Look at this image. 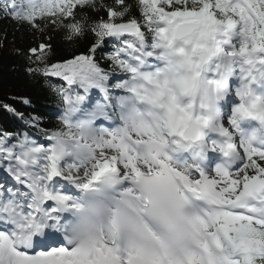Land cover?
<instances>
[{"label": "snow or ice", "instance_id": "6c2138e0", "mask_svg": "<svg viewBox=\"0 0 264 264\" xmlns=\"http://www.w3.org/2000/svg\"><path fill=\"white\" fill-rule=\"evenodd\" d=\"M137 5L0 0L41 37H94L27 50L66 82L57 128L3 106L42 139L0 133V264H264V0Z\"/></svg>", "mask_w": 264, "mask_h": 264}, {"label": "trees", "instance_id": "16d2710c", "mask_svg": "<svg viewBox=\"0 0 264 264\" xmlns=\"http://www.w3.org/2000/svg\"><path fill=\"white\" fill-rule=\"evenodd\" d=\"M104 2L114 4V0H104ZM126 3L132 6L131 15L139 18L137 0H126ZM47 37H51L52 62L71 59L82 53L86 54L94 40V37L89 34L70 42L65 39L63 30L52 29H48L41 37L27 25L21 26L10 18L0 15V133L31 132L37 140L42 139L36 129L30 128L25 120L7 111L4 105H10L17 112L23 113L25 117L41 118L42 128L55 129L60 125L58 114L62 111L61 102L53 88L65 86L63 80L57 77L47 80L43 77H32L25 71L27 50L41 40L47 41ZM112 47V42L107 41L103 49L98 50L97 56L105 65L108 64L106 54L112 51ZM16 49H21L24 54H17ZM25 99L29 103H25Z\"/></svg>", "mask_w": 264, "mask_h": 264}, {"label": "rangeland", "instance_id": "374dc122", "mask_svg": "<svg viewBox=\"0 0 264 264\" xmlns=\"http://www.w3.org/2000/svg\"><path fill=\"white\" fill-rule=\"evenodd\" d=\"M0 182L12 183L11 177L6 173L5 170L0 171Z\"/></svg>", "mask_w": 264, "mask_h": 264}]
</instances>
